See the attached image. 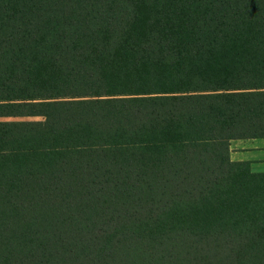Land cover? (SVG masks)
Here are the masks:
<instances>
[{"label": "trees", "instance_id": "16d2710c", "mask_svg": "<svg viewBox=\"0 0 264 264\" xmlns=\"http://www.w3.org/2000/svg\"><path fill=\"white\" fill-rule=\"evenodd\" d=\"M262 136L264 0H0V264H264Z\"/></svg>", "mask_w": 264, "mask_h": 264}, {"label": "crops", "instance_id": "0c3cea01", "mask_svg": "<svg viewBox=\"0 0 264 264\" xmlns=\"http://www.w3.org/2000/svg\"><path fill=\"white\" fill-rule=\"evenodd\" d=\"M232 139H230V141ZM258 139V137H245V139L242 138L243 142L240 144L237 143V145H239V148L229 150L230 159L248 160L250 166V162H252L254 159L263 158L264 147L261 146V142Z\"/></svg>", "mask_w": 264, "mask_h": 264}, {"label": "rangeland", "instance_id": "374dc122", "mask_svg": "<svg viewBox=\"0 0 264 264\" xmlns=\"http://www.w3.org/2000/svg\"><path fill=\"white\" fill-rule=\"evenodd\" d=\"M9 118L14 119L17 117H7L4 119H9ZM25 118H29V117H25ZM258 138H259L258 140L261 142V146L264 147V137H258ZM242 142H243L242 138H233L231 141L229 140V150L239 148V145H237V143L240 144ZM250 168L253 170H264V157L260 159H254L252 162H250Z\"/></svg>", "mask_w": 264, "mask_h": 264}]
</instances>
